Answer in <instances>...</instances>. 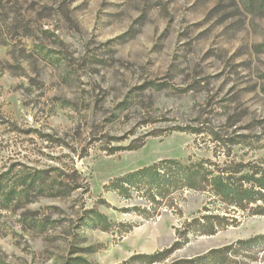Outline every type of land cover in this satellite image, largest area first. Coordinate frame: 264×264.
<instances>
[{"label": "rangeland", "instance_id": "obj_1", "mask_svg": "<svg viewBox=\"0 0 264 264\" xmlns=\"http://www.w3.org/2000/svg\"><path fill=\"white\" fill-rule=\"evenodd\" d=\"M170 158L264 164V0H0V264H193L264 234L241 213L137 258L208 197L146 220L104 186ZM95 212L136 226L120 238ZM254 246L238 259L264 264Z\"/></svg>", "mask_w": 264, "mask_h": 264}, {"label": "trees", "instance_id": "obj_2", "mask_svg": "<svg viewBox=\"0 0 264 264\" xmlns=\"http://www.w3.org/2000/svg\"><path fill=\"white\" fill-rule=\"evenodd\" d=\"M139 147L135 146L132 149ZM227 156L229 157V154ZM104 189L125 201H142V204L124 208V211L146 220L159 217L163 211L182 215L181 204L186 201V191L207 195L208 201L198 211L205 214L185 221L183 229L177 230V241L172 247L154 254L137 256L151 261L163 259L187 244L190 241V234L212 235L228 227L238 226L242 216L264 215V164L253 161L236 162L226 159L218 162L210 158L164 159L112 178ZM93 215L91 217L94 220V228L109 232L115 231L113 228L116 226L120 238L136 226L134 222L117 224L100 212ZM262 241L264 234L247 240H238L190 259L188 263L246 264L238 257H248L252 260L255 257L252 248Z\"/></svg>", "mask_w": 264, "mask_h": 264}]
</instances>
